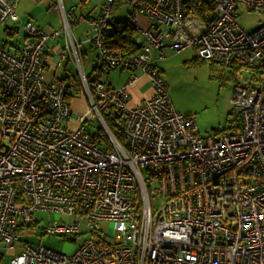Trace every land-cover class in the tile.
<instances>
[{
  "label": "built area",
  "instance_id": "obj_1",
  "mask_svg": "<svg viewBox=\"0 0 264 264\" xmlns=\"http://www.w3.org/2000/svg\"><path fill=\"white\" fill-rule=\"evenodd\" d=\"M188 1L122 0L143 39L126 55L109 44L118 0H104L100 15L85 19L55 0L77 83L43 77L48 41L61 31L23 24L17 0H0V27L22 24L26 34L18 53L0 44V243L22 247L8 264H264V26L247 32L237 12L245 5L264 14V0H202V16L186 13ZM138 16L149 20L146 28ZM74 20L86 23L108 70L132 72L125 87L88 81L70 34ZM165 49L253 71L232 93L240 130L203 138L196 118L176 111L156 66ZM137 72L148 76L154 96L130 107ZM75 96L88 108L73 118ZM91 116L99 136L86 128ZM108 119L118 122L124 145ZM38 212L62 216L43 228L46 235L96 239L71 255L22 245L21 227ZM103 223L114 225L112 237Z\"/></svg>",
  "mask_w": 264,
  "mask_h": 264
},
{
  "label": "rangeland",
  "instance_id": "obj_2",
  "mask_svg": "<svg viewBox=\"0 0 264 264\" xmlns=\"http://www.w3.org/2000/svg\"><path fill=\"white\" fill-rule=\"evenodd\" d=\"M64 1L65 6L68 8L70 5L69 2ZM24 8L27 9L24 14L25 20L31 19L33 23L40 27H59L58 12L50 10L47 5H41L35 12H32L30 7L25 6ZM132 12L133 9L131 6L122 3L116 9L113 18L122 22ZM237 12L239 14L238 23L247 32H252L264 26V14L250 11L245 5H239ZM18 26L20 35L22 36L24 33L23 25L18 24ZM94 53L96 54V52ZM162 54L165 58L157 62V67L162 71L161 78L172 104L177 112L196 118L199 134L203 138L224 134L227 132L229 126L233 127L234 130L239 129L242 120L238 111L231 103L232 93L237 84L251 80L253 75L252 70L235 66L225 67L203 61L198 59L194 50H187L180 54H175L165 49ZM116 71H110L109 75L104 73L101 80L105 82L110 78L114 85L118 75ZM87 108L88 102L85 97H73L71 103L73 118L76 116L75 111L87 110ZM232 112L233 115L230 116ZM86 128L92 135L101 133V125L94 116L89 118V121L86 123ZM155 205L156 203H153V206ZM35 219L42 221L37 224V229L33 230V233L26 235L27 232H25L26 234L23 235L24 240L34 244H41L44 247L66 255L73 254L83 241L96 239V237H93L89 233L74 238L76 241L65 240L46 234L40 236L41 228H44L51 221L61 220L62 216L59 214L38 212L35 215ZM113 226V224L108 225L103 223L100 225V228L103 231H109L112 237L115 232ZM8 255H6L5 261L8 259L10 261V258H12L11 255Z\"/></svg>",
  "mask_w": 264,
  "mask_h": 264
},
{
  "label": "crops",
  "instance_id": "obj_3",
  "mask_svg": "<svg viewBox=\"0 0 264 264\" xmlns=\"http://www.w3.org/2000/svg\"><path fill=\"white\" fill-rule=\"evenodd\" d=\"M69 2L68 8L65 6V1L63 0L64 9L66 11H72V8L75 7L73 10V16L75 19H85V18H97L101 13V7L104 0H79L75 2L74 0H66ZM17 14L20 16V20L22 23H32L33 25L37 26L39 29L45 32H52V31H61L60 36L56 38H52L48 41V49L46 50L44 57H43V68L44 73L43 77L46 81L58 80L65 82L67 81L68 76H72L76 79L77 83L79 82V76L77 74V70L73 63L72 53L67 46V38L66 34L63 31V22L60 15V12L54 8L55 0H17ZM47 5L50 10H54L58 12V19H59V27H50V26H43L40 27L39 25L32 22L31 19H24L25 11L27 10L26 7H30L32 12H35L41 5ZM116 8V7H115ZM114 14V13H113ZM132 18H133V12ZM130 14H128V17ZM127 17V18H128ZM114 21H117L113 18ZM143 28H146L149 24V20L144 16H138L135 19ZM70 34L72 39L76 43L77 51L79 54L80 63L82 65L84 74L88 77L90 76L93 71L98 67H103V72L100 74L98 80H101V77L104 73L110 74V70L104 65L103 61L100 59L99 55L96 51H94L89 42V29L86 23L82 21H72L70 24ZM26 38L25 32L23 35H20V29L18 25L8 24L5 27H0V44H2L7 50L11 53H18L20 48L22 47L24 40ZM136 44L138 46L143 43L142 37L136 33L135 35ZM96 52V54L94 52ZM155 55V53H153ZM157 66V62H156ZM159 69V68H158ZM160 70V69H159ZM117 77L115 84L111 79H107L105 83L109 84L113 88L120 89L125 87L133 78L132 72L129 70H117ZM125 72V74H124ZM162 73V71L160 70ZM136 79L128 86V92L130 93V107H135L144 104L147 100L153 98L154 90L151 86L149 78L146 74L142 72L136 73ZM123 77V78H122ZM103 82V81H102ZM79 85V84H78ZM75 98V97H74ZM73 97L70 99L72 103ZM86 110H78L75 111V114H82ZM42 220L35 219V222L32 225H23L21 227V240L22 245H26L27 243H31L29 241L24 240L23 235H29V233H33V230L37 229L34 228V225L37 227L38 223ZM41 228V232L39 233L40 236L44 235V232ZM72 241H76V239H69ZM41 245V244H35ZM43 246V245H42ZM22 252V247L16 248L14 251H7L4 248V245L0 243V264H8L11 259L15 255H19ZM9 254L12 256L7 261H5L6 255ZM8 255V256H9Z\"/></svg>",
  "mask_w": 264,
  "mask_h": 264
},
{
  "label": "trees",
  "instance_id": "obj_4",
  "mask_svg": "<svg viewBox=\"0 0 264 264\" xmlns=\"http://www.w3.org/2000/svg\"><path fill=\"white\" fill-rule=\"evenodd\" d=\"M122 0H118L116 4V8H114V12L120 5L122 4ZM207 9L205 7V4L202 0H189L185 6L186 13H191L195 16H202L203 11ZM135 35L136 31L133 28V18L132 14L128 18H126L125 21H114V27H113V33L111 37L109 38V44L112 45L115 48L121 49L124 51L126 55H132L135 54L139 50V46L136 44L135 41ZM103 72V67L96 68L93 73L87 77L88 81H94L98 80L100 74ZM233 115V112L230 114V116ZM106 123L112 132V134L115 136V138L121 143L125 144V139L123 134L121 133L120 126L118 122L112 119L106 120ZM241 126L238 130H240ZM238 130H234L233 127L229 126L227 129V132L224 134H233L237 132ZM100 134H98L99 136ZM32 225V224H29ZM34 228H37L34 225ZM43 230V229H42Z\"/></svg>",
  "mask_w": 264,
  "mask_h": 264
}]
</instances>
